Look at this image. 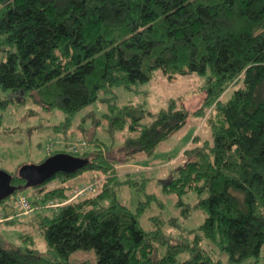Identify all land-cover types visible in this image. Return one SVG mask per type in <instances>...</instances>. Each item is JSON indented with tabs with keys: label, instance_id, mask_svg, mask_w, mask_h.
<instances>
[{
	"label": "trees",
	"instance_id": "16d2710c",
	"mask_svg": "<svg viewBox=\"0 0 264 264\" xmlns=\"http://www.w3.org/2000/svg\"><path fill=\"white\" fill-rule=\"evenodd\" d=\"M156 70L168 78L195 73L206 93L192 113L204 118L212 141L186 148L185 163L163 184L165 192L179 197L178 206L184 205V193L194 191V207L205 213L182 238L165 232L160 216L151 218L153 228L141 226L139 216L153 195L135 212L117 199L121 184L144 181L120 180L115 162L151 154L190 114L175 99L155 113L110 101L115 87L131 90ZM2 92L18 98L33 93L42 108L60 109L64 119L55 132L63 133V147L48 148L46 157L63 152L87 161L37 186L33 199L26 196L30 202L66 199L75 184L91 179L86 172L103 173L105 179L97 193L32 213L46 239L44 251L33 247L26 232L19 245L0 236V264H91L69 260L76 248L94 250V264H223L212 256V245L227 254L228 264H255L264 254V0H0ZM101 95H109L101 100L108 103L103 116L110 130H128L121 149L80 139L86 145L73 150L79 141L70 142L67 132L75 114ZM9 100L0 96V106ZM19 168L10 173L17 187L25 184ZM55 179L59 185L45 189ZM0 205L8 215L11 204ZM185 206L183 213L190 209ZM181 254L189 257L177 261Z\"/></svg>",
	"mask_w": 264,
	"mask_h": 264
},
{
	"label": "rangeland",
	"instance_id": "374dc122",
	"mask_svg": "<svg viewBox=\"0 0 264 264\" xmlns=\"http://www.w3.org/2000/svg\"><path fill=\"white\" fill-rule=\"evenodd\" d=\"M203 79L195 73L177 75L168 78L161 70H156L154 76L147 82L139 84L131 90L124 87L114 88V98L110 100L116 106H123L128 103L142 105L146 111L155 113L167 107L171 99L177 100V104H183L190 112L187 122L168 139L163 141L151 154L139 152L130 157L127 161L115 162L118 178L124 180L127 176L144 181V184L128 185L121 184L117 190L118 201L129 208L132 212L140 202H145L148 195H153L144 211L139 216V221L144 229H151V218L160 216L163 223V230L172 236L182 238L184 233L196 228L205 218L201 209L194 207L197 195L194 191H188L181 196L184 205L178 206L179 197L174 193L163 190V184L173 176L186 158L183 152L186 148L200 144L204 140L212 141V135L204 118L194 115L195 111L206 96L202 89ZM238 85L229 87L221 95L225 101ZM0 96H9L8 104L0 106V169L8 173H14L23 165L38 163L48 154L49 146L54 150L63 147V133L55 132L56 125L64 119L60 109L46 110L36 101L33 93H27L18 98L9 92H2ZM109 95H101L100 99L86 108L78 111L73 120L72 126L67 132L70 142L80 139H92L101 142L103 147L109 150H119L128 134V130L111 131L107 119L103 116L108 112V103L101 100ZM146 117L143 121H149ZM84 128V133L81 127ZM197 134L198 138L193 141ZM119 158V157H118ZM119 163V164H118ZM93 174L85 173V176L92 177ZM73 182H79L74 178ZM82 182V181H81ZM59 185V179H55L45 186V189H52ZM37 187H29L18 191L29 199L36 195ZM8 204H12L8 198ZM190 206L188 212L183 213L182 209ZM8 212L11 211L7 207ZM1 210V205H0ZM172 225H170V223ZM23 232L31 235L33 247L44 251L46 239L39 232L34 220V215L20 219L15 224H4L0 222V236L10 244H23L21 240ZM207 248L208 242H202ZM215 259H220L223 264H228L227 254L216 246L208 247ZM189 257L188 254H181L177 261ZM70 261L89 260L91 264L96 261L94 250L76 248L69 257ZM249 259L248 261H252ZM255 264H264L262 253Z\"/></svg>",
	"mask_w": 264,
	"mask_h": 264
},
{
	"label": "water",
	"instance_id": "95a60500",
	"mask_svg": "<svg viewBox=\"0 0 264 264\" xmlns=\"http://www.w3.org/2000/svg\"><path fill=\"white\" fill-rule=\"evenodd\" d=\"M86 159L68 153H55L46 157L43 161L19 168L20 176L25 180L21 187L11 183V174L0 169V202L12 196L18 188L27 189L42 185L58 172L73 173L82 168Z\"/></svg>",
	"mask_w": 264,
	"mask_h": 264
},
{
	"label": "built area",
	"instance_id": "2783aa9c",
	"mask_svg": "<svg viewBox=\"0 0 264 264\" xmlns=\"http://www.w3.org/2000/svg\"><path fill=\"white\" fill-rule=\"evenodd\" d=\"M85 145L86 143L79 141L73 143L71 147L73 150H77L84 147ZM51 147L52 146H49V148ZM104 179L105 175L103 173L96 172L89 181L75 184L70 189L69 196L66 199H53L41 204H33L23 194H17L15 196L12 195L11 211L6 216L3 215L2 211H0V222L14 218L20 220L24 217L30 216L36 210L56 209L62 205L75 202L79 197L85 194L97 193ZM37 199H40V196H38Z\"/></svg>",
	"mask_w": 264,
	"mask_h": 264
},
{
	"label": "crops",
	"instance_id": "0c3cea01",
	"mask_svg": "<svg viewBox=\"0 0 264 264\" xmlns=\"http://www.w3.org/2000/svg\"><path fill=\"white\" fill-rule=\"evenodd\" d=\"M85 174V173H84Z\"/></svg>",
	"mask_w": 264,
	"mask_h": 264
}]
</instances>
